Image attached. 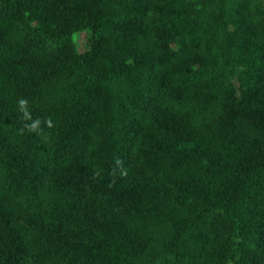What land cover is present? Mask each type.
Masks as SVG:
<instances>
[{
	"label": "trees",
	"instance_id": "trees-1",
	"mask_svg": "<svg viewBox=\"0 0 264 264\" xmlns=\"http://www.w3.org/2000/svg\"><path fill=\"white\" fill-rule=\"evenodd\" d=\"M0 264H264V0H0Z\"/></svg>",
	"mask_w": 264,
	"mask_h": 264
},
{
	"label": "rangeland",
	"instance_id": "rangeland-1",
	"mask_svg": "<svg viewBox=\"0 0 264 264\" xmlns=\"http://www.w3.org/2000/svg\"><path fill=\"white\" fill-rule=\"evenodd\" d=\"M73 41L80 49L82 50L88 49L85 33L74 34Z\"/></svg>",
	"mask_w": 264,
	"mask_h": 264
},
{
	"label": "clouds",
	"instance_id": "clouds-1",
	"mask_svg": "<svg viewBox=\"0 0 264 264\" xmlns=\"http://www.w3.org/2000/svg\"><path fill=\"white\" fill-rule=\"evenodd\" d=\"M19 103H20V105L23 106V105H25L27 102H26L25 100H20ZM38 123H39V121H35V122H33L31 125H29V126H27V127H29V130H35L36 127H37V125H38Z\"/></svg>",
	"mask_w": 264,
	"mask_h": 264
}]
</instances>
